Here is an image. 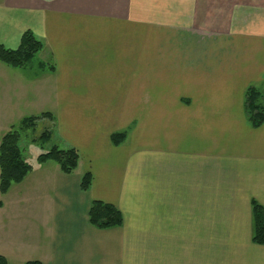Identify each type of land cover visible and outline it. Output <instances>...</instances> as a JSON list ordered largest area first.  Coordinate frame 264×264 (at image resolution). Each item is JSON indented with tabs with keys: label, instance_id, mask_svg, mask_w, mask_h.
<instances>
[{
	"label": "crops",
	"instance_id": "obj_1",
	"mask_svg": "<svg viewBox=\"0 0 264 264\" xmlns=\"http://www.w3.org/2000/svg\"><path fill=\"white\" fill-rule=\"evenodd\" d=\"M28 30L44 42L43 71L0 61V144L51 112L40 119L54 124L56 145L81 159L65 173L37 156L0 192L10 264H264L252 240L264 123L245 111L246 89L264 86V0H0V45L19 48ZM229 42L238 47L221 48ZM155 83L175 93L154 99ZM96 199L115 204L123 225H92Z\"/></svg>",
	"mask_w": 264,
	"mask_h": 264
},
{
	"label": "trees",
	"instance_id": "obj_2",
	"mask_svg": "<svg viewBox=\"0 0 264 264\" xmlns=\"http://www.w3.org/2000/svg\"><path fill=\"white\" fill-rule=\"evenodd\" d=\"M44 48V42L32 31L28 30L22 37L17 49H10L0 45V61L12 67H25ZM51 68H54L52 66ZM264 93L258 87L251 85L245 91V111L249 123L258 128L264 123ZM53 118L51 112L44 113ZM42 114V115H44ZM41 115L26 117L19 125L12 126L3 136L0 144V192L6 194L13 184L19 183L32 170L33 165L26 161L20 142L23 133L29 128H35ZM127 131L115 132L111 140L115 145L127 138ZM52 138V130L44 129L38 137L47 142ZM54 160L59 164L61 171L73 173L79 166L81 155L77 148H61L55 145L51 150L38 155L37 160L42 162ZM93 183V174L88 171L82 175L81 188L89 190ZM253 234L252 240L264 245V205L253 199ZM89 218L92 225L98 228H112L123 225L124 217L121 210L113 203L103 200H93L89 209ZM0 264H10L7 258L0 254ZM25 264H46L40 260H29Z\"/></svg>",
	"mask_w": 264,
	"mask_h": 264
},
{
	"label": "rangeland",
	"instance_id": "obj_3",
	"mask_svg": "<svg viewBox=\"0 0 264 264\" xmlns=\"http://www.w3.org/2000/svg\"><path fill=\"white\" fill-rule=\"evenodd\" d=\"M184 41H191V40L187 39ZM197 46L199 48L198 50H205V48L207 47L206 41H201L200 43L197 44ZM237 47H238V44L235 42L233 44L231 42H229L227 44V47L221 46V48H228V49H234ZM40 58H41V55H39V53L37 55H35V57L26 65L27 70L31 71L32 73L33 72L40 73L41 71H43V67L39 66V65H41ZM44 63H47V62L45 61ZM44 66H47V69L49 70V68H48L49 63L44 64ZM106 79H108L106 76L94 75V81L93 82L100 84V83L106 82ZM157 83H162V82H157ZM157 83H155L156 86L151 92L152 98L158 99V98H160V96H162L163 98H169L175 93L174 91H168V90L162 88V86H164L165 84H157ZM165 83H167V82H165ZM251 85L258 87L264 93V86H261L260 83H253ZM115 96H116L115 91L105 90V91L101 92L99 97L110 98V97H115ZM263 100H264V98H263ZM44 113H46V112H44ZM38 115H40V114H38ZM42 116H44V115L41 114V117ZM45 125H46V122L43 121L42 119H39L38 123L34 129L29 128L22 135L21 148L23 149L25 159L30 163H34L36 161V157L39 154L51 150L54 147V145H56L57 143H60L57 139V130L56 129L54 131V134L56 137L51 138L49 141L43 142V141L38 139V137L42 134L44 129L48 128V126L46 127ZM49 125H50L49 126L50 129L54 128V124L52 122H49ZM131 129H132V126H131ZM59 147H62V146H59Z\"/></svg>",
	"mask_w": 264,
	"mask_h": 264
}]
</instances>
